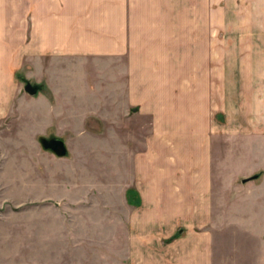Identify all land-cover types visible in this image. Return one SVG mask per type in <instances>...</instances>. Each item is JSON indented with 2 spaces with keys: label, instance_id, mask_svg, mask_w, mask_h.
<instances>
[{
  "label": "crops",
  "instance_id": "obj_1",
  "mask_svg": "<svg viewBox=\"0 0 264 264\" xmlns=\"http://www.w3.org/2000/svg\"><path fill=\"white\" fill-rule=\"evenodd\" d=\"M263 109L264 0H0V176L114 215L115 264H264Z\"/></svg>",
  "mask_w": 264,
  "mask_h": 264
},
{
  "label": "rangeland",
  "instance_id": "obj_2",
  "mask_svg": "<svg viewBox=\"0 0 264 264\" xmlns=\"http://www.w3.org/2000/svg\"><path fill=\"white\" fill-rule=\"evenodd\" d=\"M15 79L23 82V85L28 81L18 71L15 72ZM30 83L36 85L34 82ZM215 115L221 125L226 124L225 113L218 112ZM261 123L262 125L259 124L257 127L264 136V109ZM4 133V130L0 129L1 152H5L6 149L3 146ZM250 145L252 146L247 149L254 154L257 153L258 159L259 153L264 155V139L253 137ZM229 146L232 147L227 141L220 142L221 161L228 157ZM244 150L246 149L238 145L234 147L237 157L244 154ZM254 162L251 167L253 169L243 177L255 176L252 179H258L259 182L264 176V164L260 168L258 162ZM227 163L229 161L223 162L219 168L221 186L226 182V173L230 172L229 166L225 165ZM236 182H239V179ZM10 183L12 184L13 180L0 176V264H115L114 215L94 207L73 211L65 205H53L52 200L40 202L37 200L41 196L35 193V195L12 194L13 188L9 187ZM249 196L247 194L244 198ZM29 199L33 201L29 202ZM27 201L28 204L21 206ZM105 216H108V221ZM240 246V243L235 242V248ZM250 246L254 250L255 244L252 243ZM262 246L264 248V243L257 244L259 249Z\"/></svg>",
  "mask_w": 264,
  "mask_h": 264
},
{
  "label": "water",
  "instance_id": "obj_3",
  "mask_svg": "<svg viewBox=\"0 0 264 264\" xmlns=\"http://www.w3.org/2000/svg\"><path fill=\"white\" fill-rule=\"evenodd\" d=\"M38 89V86L31 84L29 81H25L23 85V90L29 94H34ZM39 144L44 150L51 151L55 156H64L66 154V148L63 144V141L58 137H49V138H39ZM255 176L245 178L246 180L252 179Z\"/></svg>",
  "mask_w": 264,
  "mask_h": 264
},
{
  "label": "trees",
  "instance_id": "obj_4",
  "mask_svg": "<svg viewBox=\"0 0 264 264\" xmlns=\"http://www.w3.org/2000/svg\"><path fill=\"white\" fill-rule=\"evenodd\" d=\"M175 236V234L173 235V236H171L169 239H171L172 237H174Z\"/></svg>",
  "mask_w": 264,
  "mask_h": 264
}]
</instances>
